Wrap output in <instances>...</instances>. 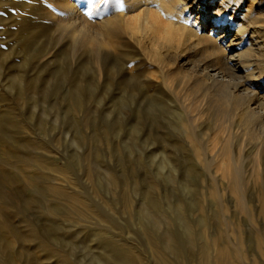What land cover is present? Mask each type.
I'll return each instance as SVG.
<instances>
[{"label":"rangeland","instance_id":"374dc122","mask_svg":"<svg viewBox=\"0 0 264 264\" xmlns=\"http://www.w3.org/2000/svg\"><path fill=\"white\" fill-rule=\"evenodd\" d=\"M66 1L29 0L34 7L24 10L25 0H0V220L14 233L8 238L16 254L12 264L20 258L25 264H218L217 246L230 248L233 264H264V179L244 120L234 121L236 134L229 137L227 121L202 105L214 93L192 88L178 73L166 78L176 88L159 118L147 116L148 107L138 113L140 107L121 100L126 94L116 86L105 99L96 97L87 88L88 47L64 24L72 17L110 18L124 5L72 0L76 9L70 11L61 9ZM230 4L226 46L234 39L233 53H244L250 32H264V0ZM244 14L254 24L241 45L235 33ZM146 46L142 40L133 50L146 73L161 81ZM201 50L186 51L205 60ZM259 90L264 93V85ZM154 127L167 134H137ZM233 141L229 156L224 147ZM235 170L242 190L232 183ZM72 196L84 211L68 203ZM30 228L44 244L24 238ZM118 251L134 261L120 260Z\"/></svg>","mask_w":264,"mask_h":264},{"label":"bare ground","instance_id":"6f19581e","mask_svg":"<svg viewBox=\"0 0 264 264\" xmlns=\"http://www.w3.org/2000/svg\"><path fill=\"white\" fill-rule=\"evenodd\" d=\"M206 1L115 0L114 4L124 5L125 12L124 9L119 10L121 13L118 11L110 18L100 16L98 20L88 19L82 21L83 23L78 17H72L64 25L73 26L71 32L88 47V62L92 66V75L88 78L87 88L95 89L96 97L106 98L105 92L109 87L116 86L126 94V96L122 95L121 100L140 107L138 113L148 107L144 113L150 118H159L166 111L165 105L173 97L172 88H176L174 81L171 84L166 81L172 73H178L182 79L191 81L192 88L203 87L208 92H213L214 100L207 101V95L204 94L206 99L203 98L202 105L213 110L214 116L218 119L227 121L225 132L229 137L233 133L236 134L231 127L234 121L244 120L242 129L246 140L248 137L255 139L253 145V151L257 155L255 163L260 166L259 174L264 179V93L259 90L264 85L263 28L250 32L249 29L254 23L252 19L250 20V15L244 14L236 28L235 37L239 38L241 45L244 43L246 30L252 37L248 40V51L234 54L231 49L234 39L226 46V38L230 35L228 31L232 27L231 22H227L226 19L227 10L234 0H222L218 7L215 5L206 7ZM195 2L199 3L198 8H194ZM100 3L96 2L93 7L99 6ZM32 7L34 5L29 0H25L23 9H32ZM61 9L74 11L76 5L72 0H68ZM246 12H250V9ZM22 18L26 17L19 19ZM206 27H209V30ZM142 40L147 42L145 47L147 58L150 62H156L161 71V81L153 75V72L146 73L148 69L138 58L135 49L133 50L134 44H140ZM198 49L206 53L204 61L195 59L186 51L193 53ZM233 60L237 62L233 63ZM238 69L243 70L242 77L237 74ZM31 84L32 82H29L28 86L31 87ZM73 84L78 85L76 82ZM155 91H159L158 97L153 94ZM159 129L154 127L137 134L154 138L167 134ZM232 145L234 141L224 147L229 156L232 153ZM167 165L169 170L175 171L174 162H169ZM241 182L240 173L235 170L232 173V183L241 188ZM261 183L262 191H259V194L264 196V180ZM48 191L55 197H64L60 189L49 188ZM238 195L239 199H245L241 191ZM68 201L78 206L79 212L84 211L85 205L80 204L78 197L72 196ZM242 208H244L243 204ZM13 234L9 226L0 220L2 250L0 254H3L0 257L4 264H12V259L16 256L10 250L12 241L8 240ZM27 237L40 245L45 242L43 236L35 238L31 228L24 238ZM149 247L152 246L149 244ZM45 250L50 254L49 250ZM230 251L229 247L217 246L215 248L217 263L221 261V264H233L236 256ZM117 253L120 260L134 261L129 253L121 251ZM19 261L20 264H25L22 258Z\"/></svg>","mask_w":264,"mask_h":264},{"label":"snow or ice","instance_id":"6c2138e0","mask_svg":"<svg viewBox=\"0 0 264 264\" xmlns=\"http://www.w3.org/2000/svg\"><path fill=\"white\" fill-rule=\"evenodd\" d=\"M90 15V14H89Z\"/></svg>","mask_w":264,"mask_h":264}]
</instances>
